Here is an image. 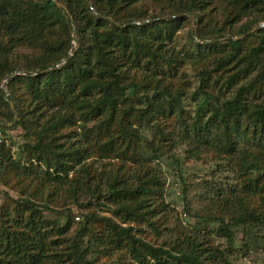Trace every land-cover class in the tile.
I'll return each mask as SVG.
<instances>
[{"label":"trees","instance_id":"trees-1","mask_svg":"<svg viewBox=\"0 0 264 264\" xmlns=\"http://www.w3.org/2000/svg\"><path fill=\"white\" fill-rule=\"evenodd\" d=\"M54 1L65 12L51 0H0V132L18 128L22 139L16 157L0 143V182L24 196L0 206V264H93L88 257L119 252L128 264H228L236 228L264 225V27L249 33L264 24V0H158L172 10L165 18L147 14L153 0ZM216 2L223 10L211 21ZM184 15L195 31L178 58L166 45ZM191 52L203 64L204 98L190 119L182 90L165 78ZM175 135L192 156L215 142L239 167L240 182L216 191L227 215L208 234L153 246L92 212L72 236L67 214L48 217L49 197L65 188L75 203L89 195L80 209L102 199L120 224L154 228L166 209L150 163ZM93 158L115 164L97 172ZM207 235L224 239L225 252Z\"/></svg>","mask_w":264,"mask_h":264},{"label":"rangeland","instance_id":"rangeland-1","mask_svg":"<svg viewBox=\"0 0 264 264\" xmlns=\"http://www.w3.org/2000/svg\"><path fill=\"white\" fill-rule=\"evenodd\" d=\"M223 4L216 2L211 7V13L206 12V16L211 21H218L221 17ZM168 3L153 0L148 4V15H157L158 18H165L166 12H171ZM180 17V16H177ZM185 21L180 22V28L174 34L172 41L167 43L168 53L181 58L185 50L189 47L188 32L193 34L195 31L193 18L184 15ZM201 43V42H200ZM26 50L17 49L14 54L20 58ZM190 60H184L176 69L172 78H165V82H170L178 86L183 93L182 109L185 118H193L196 110L201 108L203 96L197 90L198 72L202 70L203 64L198 60L197 53L191 52ZM213 77L211 76V80ZM235 89L227 91L226 97H231ZM207 92L216 95V88H208ZM226 92V91H225ZM150 138V134H146ZM179 136V137H178ZM173 136V140L164 146L165 152L161 154L157 161L150 163L151 168L159 174V181L162 189L161 201L165 206V212L155 218L154 228L145 223H125L120 221L112 214L113 207L102 206V199L98 202L91 200V205L86 209H80L78 204H85L89 200V195L79 198L75 203L70 196L67 197L66 189L61 188L50 196L46 206L48 207V217L52 219L54 212L67 214L72 221V229L68 236H72L74 230L80 226L82 217L92 212L98 217L109 218L121 227H130L131 234L141 241L153 246H164L183 236H202L208 234L216 221L213 219L218 215H227L224 208L220 206L219 200L215 196L219 190L224 196L227 189L236 186L240 179L238 175L239 167L234 162L228 160L219 145L215 142L208 146L197 148L195 155L193 147L180 140V135ZM10 149L13 157L17 156L19 146L22 143L20 130L14 129L4 131L1 134L0 143ZM229 156V155H228ZM91 164L90 168L100 172L103 169L115 164V161H100L90 159L86 161ZM71 173L68 178L71 177ZM21 185H14L12 182L4 185L0 182V206L7 204L8 199H19L18 191ZM105 204V203H104ZM231 213L232 208H226ZM53 212V213H52ZM163 215V216H162ZM64 216V215H63ZM61 223L62 221L59 220ZM236 228L235 241L227 251L228 264H264V225L252 229L244 227ZM248 230V232H247ZM212 244L225 252L226 243L224 239L215 236H205ZM113 257L99 255L96 259L88 257L93 264H128L129 260L124 252H119Z\"/></svg>","mask_w":264,"mask_h":264},{"label":"water","instance_id":"water-1","mask_svg":"<svg viewBox=\"0 0 264 264\" xmlns=\"http://www.w3.org/2000/svg\"><path fill=\"white\" fill-rule=\"evenodd\" d=\"M51 1H52L55 5H57L59 8H61V9L65 12V8H64V6H63L62 4L57 3V2H55L54 0H51ZM261 27H264V24H260V25H258V26L253 27V28L249 31V33L253 32V31H255L256 29L261 28ZM12 76H13V74L9 75L8 78H10V77H12ZM4 83H5V82H4ZM8 105H9V108H10L11 112L14 113L12 103H11V102H8ZM16 120H17V116L14 115V121H13L12 123L8 124V125H5L4 127H5V128H9V127H11V126L15 123ZM0 125H2V124L0 123Z\"/></svg>","mask_w":264,"mask_h":264},{"label":"built area","instance_id":"built-area-1","mask_svg":"<svg viewBox=\"0 0 264 264\" xmlns=\"http://www.w3.org/2000/svg\"><path fill=\"white\" fill-rule=\"evenodd\" d=\"M0 140H1V132H0Z\"/></svg>","mask_w":264,"mask_h":264}]
</instances>
